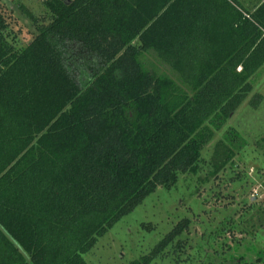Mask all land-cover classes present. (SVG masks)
Here are the masks:
<instances>
[{
  "label": "trees",
  "instance_id": "trees-1",
  "mask_svg": "<svg viewBox=\"0 0 264 264\" xmlns=\"http://www.w3.org/2000/svg\"><path fill=\"white\" fill-rule=\"evenodd\" d=\"M42 3L24 46L0 13V264H87L147 195L197 170L252 93L264 0ZM239 138L228 128L217 142L222 164ZM188 225L129 264H150Z\"/></svg>",
  "mask_w": 264,
  "mask_h": 264
},
{
  "label": "rangeland",
  "instance_id": "rangeland-1",
  "mask_svg": "<svg viewBox=\"0 0 264 264\" xmlns=\"http://www.w3.org/2000/svg\"><path fill=\"white\" fill-rule=\"evenodd\" d=\"M239 1L249 9L256 6V0ZM0 13L17 33V44L24 46L37 33L31 16L39 19L45 8L41 0H0ZM251 83L247 100L203 148L197 170L181 175L171 188L158 186L147 195L97 238L83 255L87 264H129L147 255L184 218L188 228L150 264H264L258 258L264 257V225L259 226L256 211L264 200H250L254 190L264 194V64ZM254 93L262 98L256 107L249 101ZM228 128L243 143L222 164L223 150L215 153V146Z\"/></svg>",
  "mask_w": 264,
  "mask_h": 264
},
{
  "label": "built area",
  "instance_id": "built-area-1",
  "mask_svg": "<svg viewBox=\"0 0 264 264\" xmlns=\"http://www.w3.org/2000/svg\"><path fill=\"white\" fill-rule=\"evenodd\" d=\"M41 1H45V0H41ZM264 198V194L263 195H260L259 194V191L258 190H254L253 194H252V198L255 199V198Z\"/></svg>",
  "mask_w": 264,
  "mask_h": 264
}]
</instances>
